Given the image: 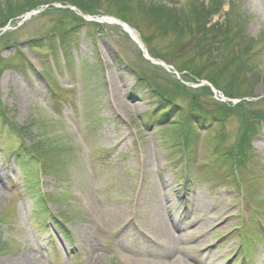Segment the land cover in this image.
Here are the masks:
<instances>
[{"label": "rangeland", "instance_id": "374dc122", "mask_svg": "<svg viewBox=\"0 0 264 264\" xmlns=\"http://www.w3.org/2000/svg\"><path fill=\"white\" fill-rule=\"evenodd\" d=\"M263 97L264 0H0V264H264Z\"/></svg>", "mask_w": 264, "mask_h": 264}, {"label": "bare ground", "instance_id": "6f19581e", "mask_svg": "<svg viewBox=\"0 0 264 264\" xmlns=\"http://www.w3.org/2000/svg\"><path fill=\"white\" fill-rule=\"evenodd\" d=\"M134 40L140 42L139 36L135 32H131ZM161 188V187H160ZM164 190V187L161 188ZM166 201V199H165ZM163 200L157 202L155 206L151 209V213L153 214L154 222H153V231L156 236L163 238L168 244H170V248L172 250L178 251V245L181 242V238L171 232V221H170V213L171 208L167 206V203ZM204 202H200L199 207L202 210L204 208ZM109 222L111 220L109 219ZM190 258L188 255L184 254L182 251L180 252L179 257L173 262V264H190Z\"/></svg>", "mask_w": 264, "mask_h": 264}, {"label": "trees", "instance_id": "16d2710c", "mask_svg": "<svg viewBox=\"0 0 264 264\" xmlns=\"http://www.w3.org/2000/svg\"><path fill=\"white\" fill-rule=\"evenodd\" d=\"M36 9H38V7H34V8H32V9H30V10H28L29 12L30 11H33V10H36ZM28 11H26V13H28ZM202 13V12H201ZM169 15V14H168ZM191 17H190V20H191V22H188L187 24L185 23L184 24V22H181L182 24H181V27H183V32H186V31H188L189 29L191 30L193 27H194V23L197 25V24H199V21H201L202 22V24L206 27V25H208L209 23H210V21H211V19L213 18V16L212 15H208V14H204L203 15V19L204 20H202L201 19V16H197V18H198V20L197 19H194L193 18V14L191 13ZM208 16V17H207ZM171 21H175V22H173V23H171V21H169L168 23H165L166 25H169V26H171L172 27V25L171 24H173L174 26L176 25V24H178L179 22H178V20H175V19H170ZM124 21H126V20H124ZM180 21V20H179ZM4 26V25H3ZM200 26H201V24H200ZM175 28V31H177L178 30V26H175L174 27ZM203 29H202V27H200V29L198 30H196V32L194 33V34H200L201 36V39H200V41L201 40H205V38H207V36H205L204 35V33H202L203 31H202ZM213 33V31L211 32V31H208V33H207V35H210V34H212ZM221 35H223V33H221ZM215 37H218V40L219 39H224V37L225 36H220V34H216L215 35ZM212 44H219L217 41H214ZM202 48V47H201ZM200 48V49H201ZM201 55H204V53H202ZM141 77H143V76H141ZM213 80V79H212ZM212 80H210L209 82H211ZM212 82H214L213 84L215 85V86H217L218 87V85L219 84H217V81H215V80H213ZM211 82V83H212ZM154 91H156V90H154ZM157 92H159V91H157ZM238 97L239 98H243L244 96H242V95H238ZM252 97V96H251ZM245 98V97H244ZM249 98V97H248ZM197 116L198 117H201L202 115L201 114H197ZM197 119H199V118H197ZM243 138V140H242V145H241V147H240V158H242L243 156H246V154L248 153L247 151L249 150V147H250V140L248 139V135L246 136V137H242Z\"/></svg>", "mask_w": 264, "mask_h": 264}, {"label": "water", "instance_id": "95a60500", "mask_svg": "<svg viewBox=\"0 0 264 264\" xmlns=\"http://www.w3.org/2000/svg\"><path fill=\"white\" fill-rule=\"evenodd\" d=\"M120 24H122L123 26H125V27H126V25H125V24H123V23H121V22H120ZM140 46H141V48H142V49H144V46H143L141 43H140ZM145 54H146V53H145ZM146 58H148V57H147V55H146ZM148 59H149V58H148ZM149 60H151V59H149Z\"/></svg>", "mask_w": 264, "mask_h": 264}]
</instances>
